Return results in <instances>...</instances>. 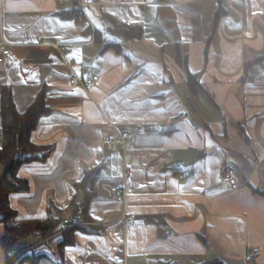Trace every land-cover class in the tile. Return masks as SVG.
I'll return each instance as SVG.
<instances>
[{
    "label": "crops",
    "instance_id": "0c3cea01",
    "mask_svg": "<svg viewBox=\"0 0 264 264\" xmlns=\"http://www.w3.org/2000/svg\"><path fill=\"white\" fill-rule=\"evenodd\" d=\"M0 41V102L8 87L19 112L39 94L48 108L31 140L51 150L18 169L16 221L78 227L60 249L65 230L0 247V264H243L246 247L264 264V0H0ZM73 74L98 79L85 92ZM120 132L133 137L107 150Z\"/></svg>",
    "mask_w": 264,
    "mask_h": 264
},
{
    "label": "trees",
    "instance_id": "16d2710c",
    "mask_svg": "<svg viewBox=\"0 0 264 264\" xmlns=\"http://www.w3.org/2000/svg\"><path fill=\"white\" fill-rule=\"evenodd\" d=\"M65 18H74L81 21L83 18L79 9L73 8ZM63 17V15H61ZM64 18V17H63ZM48 108L44 104L41 94L37 95L25 110L19 112L13 102L10 89L4 87L1 91L0 115L2 129V144L0 146V223L3 232L0 235V247L4 252H12L14 256L22 248L19 244L27 237L37 234L46 239L52 236L58 224L57 219L48 217L40 220L35 218L16 221V212L9 204V196L13 193L29 190L28 180L18 176V169L24 163L34 160H43L50 152L51 147L34 143L31 134L35 130L38 119L45 114ZM93 173L87 172L80 182L75 184L76 191L82 192L79 205L75 209L81 211L83 220H88L87 204L95 196L92 191ZM68 222V221H67ZM78 227L71 226L63 232L58 241V248L73 242V232ZM12 256H7V263ZM26 257L17 260L20 264ZM34 261L35 258H31ZM207 264H220L213 261Z\"/></svg>",
    "mask_w": 264,
    "mask_h": 264
},
{
    "label": "built area",
    "instance_id": "2783aa9c",
    "mask_svg": "<svg viewBox=\"0 0 264 264\" xmlns=\"http://www.w3.org/2000/svg\"><path fill=\"white\" fill-rule=\"evenodd\" d=\"M71 0H60V2L66 3ZM81 2V0H79ZM80 6H84L80 3ZM8 45L5 41H0V62L3 61L4 57L8 55ZM98 77L96 75H92L89 77H80L73 74L69 79V85L71 88H80L85 92H89L93 86L96 84ZM183 116V115H182ZM133 134L131 132H120L115 137H107L103 140V144L107 150H123L125 147V142L127 140H131ZM221 181L228 185L229 191L237 190L240 187V184L237 182L235 177V167L233 164H228L226 167L223 168L221 173ZM126 195L122 190L118 191L116 194V200L122 201ZM136 215L129 214L123 215L124 224L125 226H131L136 221ZM68 222L67 220H63L61 224H58L55 228L56 233L63 232L67 228L64 226ZM260 255V248L259 247H246L242 254V263L247 264L248 262L254 260Z\"/></svg>",
    "mask_w": 264,
    "mask_h": 264
},
{
    "label": "rangeland",
    "instance_id": "374dc122",
    "mask_svg": "<svg viewBox=\"0 0 264 264\" xmlns=\"http://www.w3.org/2000/svg\"><path fill=\"white\" fill-rule=\"evenodd\" d=\"M26 242H29V241H26ZM26 242H25V243H26Z\"/></svg>",
    "mask_w": 264,
    "mask_h": 264
}]
</instances>
